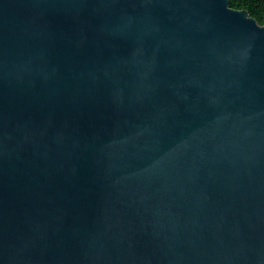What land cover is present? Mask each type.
<instances>
[{"label": "water", "instance_id": "1", "mask_svg": "<svg viewBox=\"0 0 264 264\" xmlns=\"http://www.w3.org/2000/svg\"><path fill=\"white\" fill-rule=\"evenodd\" d=\"M0 264H264V24L0 0Z\"/></svg>", "mask_w": 264, "mask_h": 264}, {"label": "trees", "instance_id": "2", "mask_svg": "<svg viewBox=\"0 0 264 264\" xmlns=\"http://www.w3.org/2000/svg\"><path fill=\"white\" fill-rule=\"evenodd\" d=\"M229 3L236 10H247L251 17L264 24V0H229Z\"/></svg>", "mask_w": 264, "mask_h": 264}]
</instances>
